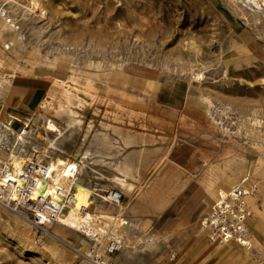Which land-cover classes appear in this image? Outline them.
<instances>
[{
    "label": "rangeland",
    "instance_id": "rangeland-1",
    "mask_svg": "<svg viewBox=\"0 0 264 264\" xmlns=\"http://www.w3.org/2000/svg\"><path fill=\"white\" fill-rule=\"evenodd\" d=\"M36 1L44 9L43 17L33 22L30 19L26 22L27 25L19 23L21 29L25 31L27 41L31 42L28 49H22V46L6 48L5 44L10 43L13 38L7 31L0 35V93L5 100L1 118L6 121L8 114L21 118L18 109L24 105L25 99H29L30 87L39 81L49 86V89L44 88L41 104L27 118L32 119L31 123L35 124L36 130L35 134L29 136L30 143L25 149L38 146L44 151L47 148L56 134L45 129V118L49 116L55 119L62 127L67 123L64 118L55 115L60 107H64L67 116L82 117V122H77L73 128H76L75 134L65 145H62L61 151L63 149L71 154L89 126L93 129L92 133L105 132L107 128H114L108 123H117L123 126L124 132L134 133L136 132L134 129L144 123L135 119L146 117L145 109L151 106V102L147 99L150 92H156L164 85L180 94L187 92L189 98L201 106L208 132L215 138L219 137L214 143L221 149L220 155L202 158L204 167H213L206 175L207 180L217 183V188L223 186L225 190H230L249 174L259 188L257 196L248 197L249 203L255 210V214H252L248 221L252 232L249 237L250 248L236 243L241 248H228L229 250L220 255L221 257L213 256L210 262L204 261L208 255L207 251L224 249L226 244L224 246L212 244L214 248H163L160 253L142 254L136 260L127 258L122 249L111 256L109 262L111 264H249L250 260L261 261L264 257V37L262 39V36L255 32L252 24L245 25L237 17L232 10L231 0H223L224 2L222 0ZM42 28H46L45 31H42ZM58 37L70 40L69 42L74 44L86 43L88 40L106 49L117 46V51H122L124 56L130 55L134 65L140 66L141 71L125 70L123 66H116L110 55L99 54L97 56L90 54L86 57L88 59L82 58L83 61L80 59V64L70 69L69 60L61 57L56 60L55 56L48 54L49 50L54 48V44H58ZM168 57H185L188 64L182 72L174 73L167 69V66L166 69H162ZM199 65L208 67L209 76L203 83L190 82L188 78L190 71L196 70ZM223 65H226L224 71L221 70ZM65 66L68 68L66 69ZM96 72L97 74H94ZM84 78H90L92 82L89 83ZM61 79L65 82H57ZM54 82H57V97L51 103ZM63 87L70 89L68 92L71 94V101L64 99L62 94L67 89ZM208 95L221 97L220 100L224 99L221 101L243 111L232 114L218 112L207 103ZM51 107L52 109H49ZM209 112H214V116L222 125L232 128L234 133L226 134L221 125L214 123ZM260 116H263V119ZM38 117L43 121L36 122L35 119ZM21 119L22 121L13 120L10 126L16 130L14 124L18 123V127H22L26 119ZM257 142H261L262 145H258ZM254 150L259 151L257 153ZM3 154L0 159L6 160L7 153ZM159 160L155 170H159L168 162L167 158H159ZM251 161L259 164V167L256 169L243 167ZM232 171L239 177L235 181L228 176ZM157 173L154 171L149 177ZM93 176L94 174L90 178L86 177L87 183L91 178L93 185L99 181ZM117 176L131 184H129L131 189L128 186L123 189L124 200L121 206H115L122 210V216L126 220H130L127 202L137 194H145L146 184L134 181L135 174L122 173ZM121 187V181L115 180L112 186L109 185L105 189H121ZM218 197L217 192L213 194L209 200L210 207ZM210 207L197 222L199 232L202 230L201 220L210 212ZM22 217L16 211L0 204V264H88L83 253H87L91 242L85 234L55 224L50 227L51 232L60 236L66 235L74 242L75 248L61 239L56 242L55 248H50V236L45 245L39 247L34 244V229ZM107 222L109 220H102L100 225L107 228L110 226ZM160 223L161 221L155 222V224ZM112 227L114 231L119 230L118 233L122 230L118 220L107 230ZM108 233L113 234L112 231ZM119 234L123 236L124 232L121 231ZM203 234L206 235L207 240V234L204 231ZM124 238L121 239L125 246L133 243V239ZM207 243L209 244V240Z\"/></svg>",
    "mask_w": 264,
    "mask_h": 264
},
{
    "label": "crops",
    "instance_id": "crops-1",
    "mask_svg": "<svg viewBox=\"0 0 264 264\" xmlns=\"http://www.w3.org/2000/svg\"><path fill=\"white\" fill-rule=\"evenodd\" d=\"M36 83L30 87L29 99L18 109L23 119L35 112L44 88L49 89L41 81ZM147 99L151 106L145 109L146 117L135 119L144 123L137 129L131 128L134 133L124 132L123 126L117 123H108L114 128H107L105 132L92 133L90 126L85 129L75 147L82 144L93 154L88 171L99 181L93 185L91 178L89 184L104 191V186H112L117 174H135L134 181L146 185L145 194H137L127 202L130 220H150L156 229L177 225L161 248H214L212 243H207L203 231L197 229V222L209 209V200L217 189V183L207 180L206 176L213 167H204L202 158L220 155L221 149L214 143L219 137L208 132L201 106L187 92L180 94L162 85L156 92L151 91ZM21 118L18 119L22 121ZM159 158H167L168 162L155 170ZM154 171L159 174L150 178L149 174ZM228 176L232 181L239 178L234 171ZM249 205L254 215L253 205ZM158 221L161 223L155 224ZM236 243L229 242L223 248H241ZM261 259L250 260L249 264H264V257Z\"/></svg>",
    "mask_w": 264,
    "mask_h": 264
},
{
    "label": "bare ground",
    "instance_id": "bare-ground-1",
    "mask_svg": "<svg viewBox=\"0 0 264 264\" xmlns=\"http://www.w3.org/2000/svg\"><path fill=\"white\" fill-rule=\"evenodd\" d=\"M231 1L233 4V9L232 8L231 9L234 11V13L237 15V17L245 25L252 24L255 32L257 31V33L259 35H261L262 39H263V37H264V0H231ZM226 3H228V2H226ZM43 15H44V9H42L39 2L36 0H0V35L7 31V32H9L10 36L13 38V40L10 41V43L5 44V47L10 48L12 46L13 48H17L19 46H22V49H25V50L28 49V46L31 45V42H30V40L27 41V36L25 35V31H23L21 29V26L19 25V23L20 24L21 23L26 24V22L30 19L32 20V22H33V20L37 21L38 19L42 18ZM30 25H31V23H30ZM34 25H36V24H34ZM32 27H33V25H32ZM34 29H36V28H34ZM45 29L42 28V31L43 30L45 31ZM57 30H59V29H57ZM55 32L56 31H54V33ZM50 33H53V32H50ZM58 33H60V30ZM59 36H61V35H59ZM51 38H53V37H51ZM69 41L63 39L62 37H58V44H54V48L49 50L48 54L55 56L56 60H58V58H60V57L69 60V62L71 64L70 69H72V67H74V66H77V64H80L79 63L80 59L85 58V60H86V59H88L86 57L90 56V54L91 55L95 54L96 56H97V54H99V55H110L114 59V64H116V66L117 65L123 66V69H125V70H131L134 72L141 71L140 66L134 65L133 61L130 59V55L127 54L124 56L122 51H120V52L117 51L118 50L117 46H112L111 48L106 49V48L102 47V45L100 46V45H98L94 42L88 41V40L86 43L80 42L78 44H74V43H71ZM184 58L185 57H182V58L181 57H172V58L168 57L165 60V62L163 61L165 63V66H163L162 69H166V66H167V69L169 68V70L174 71V73L182 72L188 64V62ZM83 59H82V61H83ZM99 59H100V57H99ZM93 60H94V58H93ZM103 62H104V60H103ZM104 65H106V64H104ZM108 66H109V64H108ZM225 67H226V65H223L221 70L224 71ZM65 68L67 69L68 67L65 66ZM101 68H103V66ZM207 68L208 67H205L204 65H199V67L196 70L192 69L193 71L191 70L189 75L187 74L190 82L203 83V81L206 80L207 77L209 76L207 73ZM159 69H161V68L159 67ZM120 71H121V69H120ZM165 71L167 72V70H165ZM117 73H118V71H117ZM94 74H97V72ZM99 75H101V74L99 73ZM111 76H112V74H111ZM75 77H77V76H75ZM113 77H115V76H113ZM78 79H80V78H78ZM84 80H87V82H89V83L92 82V79H90V78H84ZM125 80H127V79H125ZM59 81L63 82V83L65 82L63 79L57 80V82H59ZM57 82L56 83L54 82V84H52V90L54 92L51 93V96H52V98L50 99L51 103L54 102L56 100V97H57L56 96V90H57L56 84H57ZM82 82L83 81H81V83ZM103 82H104V80H103ZM81 83H79V84H81ZM84 84H85V82H84ZM75 86H76V84H75ZM63 88H66V87H63ZM91 88H93V87H91ZM66 89L67 90L62 95H63L65 100L69 101L71 99V94H70V92H68L70 89L69 90H68V88H66ZM59 98H58V100H59ZM220 98L213 96V95H208L207 96V103L210 104L211 106H213V109H216V111L223 112V114H225V113L226 114L242 113L243 110L241 111L238 107H235V106H233L227 102L221 101L224 99L220 100ZM4 101H5L4 97L0 93V156H2V154L4 152H6L7 153V159L4 161H12L15 166L20 167L26 159V157L24 155H22L20 153V151L25 149L26 146L30 143L29 136L32 134H35L36 128H35V124L31 123L32 119H26L24 121V125L21 127L20 130H15L13 127H11L10 124L13 122V120L18 119V117H17V115L15 116L13 114H8V115H6V121H4L3 117L1 118L2 105H3ZM225 101H226V99H225ZM78 102H79V100H78ZM62 104H63V102H62ZM216 104L219 106H217ZM74 105H77V103H74ZM49 109H52V107ZM263 112H262V114H263ZM213 113L214 112H211L210 114L212 116V119L214 120V123L218 124L219 126L221 125V128L223 129V131L226 134L234 133V132H232L234 130H231L232 128L230 129L227 126L225 127L224 125H222V123L217 119V117L214 116ZM55 115L57 117L65 119V121L67 123L64 124V127H62V125H60L58 121H56L55 119H53L49 116H47L45 118L44 125H45V129L48 132H53L56 134L50 140L51 146H54L56 148L61 149V147L59 145H65L67 140L69 138H71L72 135L75 134L76 128L75 129H73V128L75 127V124L77 122H79V123L82 122V117H81V115H78L77 117L76 116H67V113H66L64 107H60L59 109H57V112ZM35 120H36V122H38L42 119H40L38 117ZM257 144L262 145L261 142H257ZM254 151L258 153L259 150L258 151L254 150ZM44 152H46V149L44 150ZM147 153H148V151H147ZM52 157H53L52 159L54 161L52 163V168H54L53 170H55V173L53 174V181L47 182V184L45 186V194H51L52 196H55L54 192L56 191L57 186L72 187V193H73V198H71V201L68 203H65V207H64L65 208V217H63L61 222L54 223L53 225L59 224L63 227H66L69 230H75L77 232H81L82 234H85V236H86V233L92 234V233L100 232L101 234H104V233H108L109 231H112V233L115 234L116 236H118L119 238L125 239L124 237H129V238L133 239V243H130L126 246H125V243H123L120 251L123 249L122 251L124 252V255L131 260L138 259V257L142 254H153L156 252L160 253L163 250V248H161V246L167 242V240L171 236L173 230L175 228H177V225L176 226L166 225L165 227H163L161 229H156L150 220H142V221L126 220L122 216L123 213H122L121 209L116 208L115 206L104 202L102 199V196L104 195V191H106L107 189L104 191H99L101 189H99V190L95 189L96 187L94 188L93 186H90V184L87 183V181H86L87 180L86 177L88 178V177H91L93 175V174H90L88 169H87L90 166V164H92L91 160L93 159V154L90 152V150H88V148H84V146L82 144H80V145H77V147H75L74 151L71 154H70V152L62 149L61 152H55L54 151L52 154ZM140 159H142V157ZM0 160H2V159H0ZM70 166L77 167L78 170L80 169L79 175L76 176L75 178H72L70 175L71 174V171L69 169ZM243 167H247L249 169H252V168L256 169L257 167H259V164H256L253 161H251L248 165L247 164L243 165ZM102 176L104 177L105 174H103ZM246 176H250V175L246 174ZM246 176H244V177H246ZM100 178H102V177H100ZM115 179L118 181H121V185L123 187V188L121 187V189H119L121 192H123V189L125 186H128V188L131 189V186H130L131 184L126 179L120 178L118 176ZM98 186H100V185H98ZM102 186H104V185H102ZM104 187H106V186H104ZM147 190H149V189H147ZM228 190L229 189L225 190V188L223 186H219L217 188L216 192L218 193V196H220V195H224ZM148 192H147V194H148ZM150 194H151V192H150ZM146 197H148V196H146ZM143 199H141V200H143ZM83 208L87 209L84 213H82ZM18 215H19V213H18ZM22 218H23V220H25L26 223L30 224L26 220V218H24V217H22ZM102 219L109 220V222H107V223L110 224V226H111V224L115 223L116 220H118L120 227H122L121 231L124 232V235L123 236L120 235L119 233L121 231L118 233L119 230L114 231L113 227H112L113 230H111L112 229L111 228L108 231L107 228L109 229L110 226L105 228L104 225H100ZM23 234H24V232L22 231V235ZM19 237H21V235ZM60 239L65 240V242L68 245H71L74 247V242L69 240L66 235L60 236L58 233L52 232L50 235V248H55L56 242ZM124 246H125V248H124ZM48 250H50L49 247H48ZM228 250H229L228 248L216 249L213 251L208 250L207 251V254H208L207 258L204 261L210 262V260L213 256H220V255L224 254L225 252H227ZM83 257H85V260H86V254L85 253H83ZM173 257L175 258V255H173Z\"/></svg>",
    "mask_w": 264,
    "mask_h": 264
},
{
    "label": "built area",
    "instance_id": "built-area-1",
    "mask_svg": "<svg viewBox=\"0 0 264 264\" xmlns=\"http://www.w3.org/2000/svg\"><path fill=\"white\" fill-rule=\"evenodd\" d=\"M20 129L21 126L16 128ZM59 146L62 148V145ZM50 151L61 152V149L51 146V143L46 152L38 146L23 149L20 153L26 159L20 167L12 161L0 160V204L26 218L35 231L34 244L39 247L44 246L51 235L50 227L65 217V203L73 198L72 187L67 186H57L55 196L45 194V186L53 181L55 173L52 168L53 153ZM69 169L72 178L78 176L77 167L70 166ZM258 193V186L250 176H246L214 201L210 212L201 220V229L210 243L225 245L237 242L251 247L248 221L253 210L248 197L257 196ZM102 199L119 206L124 200V193L119 189H109ZM86 210L83 208L82 213ZM86 237L91 242L86 253L88 264H111L108 259L119 252L123 245V240L111 233H86Z\"/></svg>",
    "mask_w": 264,
    "mask_h": 264
},
{
    "label": "water",
    "instance_id": "water-1",
    "mask_svg": "<svg viewBox=\"0 0 264 264\" xmlns=\"http://www.w3.org/2000/svg\"><path fill=\"white\" fill-rule=\"evenodd\" d=\"M14 127L17 128V127H18V123H15V124H14Z\"/></svg>",
    "mask_w": 264,
    "mask_h": 264
}]
</instances>
